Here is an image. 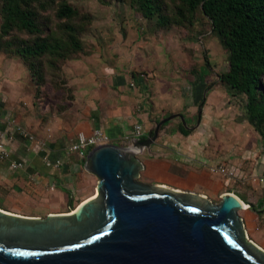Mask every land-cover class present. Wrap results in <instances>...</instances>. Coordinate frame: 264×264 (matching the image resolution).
Returning <instances> with one entry per match:
<instances>
[{
    "label": "crops",
    "instance_id": "1",
    "mask_svg": "<svg viewBox=\"0 0 264 264\" xmlns=\"http://www.w3.org/2000/svg\"><path fill=\"white\" fill-rule=\"evenodd\" d=\"M128 28L121 39H106L103 45L92 40V49L64 62L68 92L61 99L43 100L33 83L22 80L0 88V125L11 135L10 159L0 160V208L28 217L67 213L91 197L97 183L84 168L86 156L66 155L78 132L89 135L100 128L111 143L128 146L137 138L134 125H142L139 139H145L157 119L176 115L163 123L150 146L138 151L143 164L138 179L214 201L231 192L254 206L245 208L251 212L243 217L246 230L255 227V220L264 227V140L244 117V96L220 80L226 70L218 65L223 57L207 55V63L199 60L194 68L187 55L165 54L167 41L159 32L141 38L137 28ZM169 60L174 69H166ZM182 123L188 133L180 130ZM17 126L33 139L20 135ZM44 157L63 164L48 166ZM13 160L23 166L11 168ZM214 164L234 168L237 177L212 173Z\"/></svg>",
    "mask_w": 264,
    "mask_h": 264
},
{
    "label": "water",
    "instance_id": "2",
    "mask_svg": "<svg viewBox=\"0 0 264 264\" xmlns=\"http://www.w3.org/2000/svg\"><path fill=\"white\" fill-rule=\"evenodd\" d=\"M175 116L128 146L89 149L84 168L97 177L95 192L67 213L28 217L0 208V264H264L238 196L214 201L138 179V151Z\"/></svg>",
    "mask_w": 264,
    "mask_h": 264
},
{
    "label": "trees",
    "instance_id": "3",
    "mask_svg": "<svg viewBox=\"0 0 264 264\" xmlns=\"http://www.w3.org/2000/svg\"><path fill=\"white\" fill-rule=\"evenodd\" d=\"M133 1L143 17L155 18L160 27L192 24L197 11L207 18L228 52L220 80L244 96V117L264 140V0ZM52 5L59 21L55 29L40 17ZM77 17L78 10L66 0H0V51L22 60L39 90L48 83L47 71L62 74L64 62L83 52ZM179 128L189 132L183 123Z\"/></svg>",
    "mask_w": 264,
    "mask_h": 264
},
{
    "label": "rangeland",
    "instance_id": "4",
    "mask_svg": "<svg viewBox=\"0 0 264 264\" xmlns=\"http://www.w3.org/2000/svg\"><path fill=\"white\" fill-rule=\"evenodd\" d=\"M59 1V0H56ZM78 10L77 21L83 25V32L80 35L83 41V52L92 49L90 46L92 40L103 45V40L114 41L121 39V34L124 36L128 31V26L137 28L139 36L145 38L150 34L160 33L157 38L167 41L166 55L170 57L171 54L187 55L194 68L198 67L197 61L207 63V55H220L223 57L218 65H223L227 68L228 52L222 45L219 37L212 33L209 21L197 11L192 24L185 23L184 25H169L168 27H160L156 24V19H147L141 15L136 8L133 0H66ZM171 6V5H170ZM54 5L48 10L41 11V21H47L51 29H55L59 22L55 18ZM1 22V19H0ZM21 37L26 35L18 33ZM85 49H87L85 51ZM180 52V54H178ZM78 56V55H77ZM204 59V61H203ZM173 62L166 64V69H174ZM210 65V64H209ZM61 64H59L60 69ZM191 67V65H190ZM189 67V68H190ZM181 68L179 67V70ZM188 69V68H187ZM48 83L44 87L37 90L35 82L32 80L30 72L26 64L18 57L11 56L3 51H0V88H6V84H18L21 80L28 86L33 83L34 93L40 96L43 100L55 98L61 99V95H65L66 86H64L65 79L60 71H47ZM63 91H65L63 93ZM61 93V94H60ZM67 95H69L67 93ZM240 103V99L238 100ZM216 198L215 201H218ZM239 214L242 217L251 215L249 210L240 209ZM253 215V214H252ZM255 227H249L248 236L255 242L264 247V227L259 221L255 220ZM253 226V225H252Z\"/></svg>",
    "mask_w": 264,
    "mask_h": 264
},
{
    "label": "built area",
    "instance_id": "5",
    "mask_svg": "<svg viewBox=\"0 0 264 264\" xmlns=\"http://www.w3.org/2000/svg\"><path fill=\"white\" fill-rule=\"evenodd\" d=\"M131 86H135L134 80L130 82ZM1 113H0V120H1ZM10 124H15V119L11 118L9 120ZM17 130L19 131L20 135L23 137H27L29 139H33V135L29 133L28 130L17 126ZM143 135V127L141 124H136L133 127V136L134 137H142ZM11 138L9 132L4 129L0 125V160H8L10 159V149L8 147V142ZM126 140H130L129 136L125 137ZM110 137L100 128H95L89 135L85 134L84 132H78L74 142L69 146L67 149L66 155L68 156L71 152H77L79 156L85 157L88 150L99 146L102 144L110 143ZM44 162L48 166H55L58 167L63 164V160L57 158L55 160L49 159L48 157H44ZM10 166L13 169L20 168L23 166L21 161L13 160L10 162ZM209 170L212 173L221 174L224 177L231 179L237 177L236 170L231 168L225 164H214L209 166ZM55 185H50V189H54Z\"/></svg>",
    "mask_w": 264,
    "mask_h": 264
},
{
    "label": "bare ground",
    "instance_id": "6",
    "mask_svg": "<svg viewBox=\"0 0 264 264\" xmlns=\"http://www.w3.org/2000/svg\"><path fill=\"white\" fill-rule=\"evenodd\" d=\"M247 207H248V205L245 204L243 209H245V208H247Z\"/></svg>",
    "mask_w": 264,
    "mask_h": 264
}]
</instances>
